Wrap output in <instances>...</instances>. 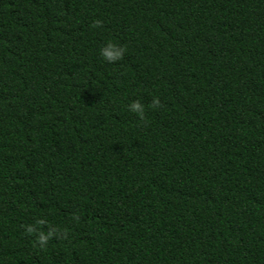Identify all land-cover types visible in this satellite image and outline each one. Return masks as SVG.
Listing matches in <instances>:
<instances>
[{"label":"trees","instance_id":"1","mask_svg":"<svg viewBox=\"0 0 264 264\" xmlns=\"http://www.w3.org/2000/svg\"><path fill=\"white\" fill-rule=\"evenodd\" d=\"M0 264H264V0H0Z\"/></svg>","mask_w":264,"mask_h":264},{"label":"clouds","instance_id":"2","mask_svg":"<svg viewBox=\"0 0 264 264\" xmlns=\"http://www.w3.org/2000/svg\"><path fill=\"white\" fill-rule=\"evenodd\" d=\"M90 28L95 29L101 27V21L100 20H94L90 26ZM125 54V48L121 45H118L114 42H106L99 50H98V56L99 58L108 64L116 63L120 61ZM150 109L156 110L162 107L160 100L158 97H153L151 99L150 104L148 105ZM126 110L136 116V118L139 121H144L145 119V106L140 103L138 100L130 102L126 106ZM74 219H78V217H73ZM29 233L33 231L31 227L27 229ZM51 233L48 234L50 236ZM48 236L44 235L43 233L39 234L38 236V243L43 246L47 240Z\"/></svg>","mask_w":264,"mask_h":264}]
</instances>
